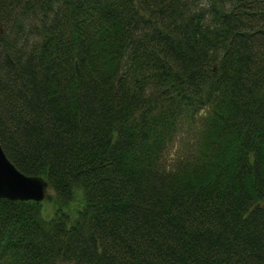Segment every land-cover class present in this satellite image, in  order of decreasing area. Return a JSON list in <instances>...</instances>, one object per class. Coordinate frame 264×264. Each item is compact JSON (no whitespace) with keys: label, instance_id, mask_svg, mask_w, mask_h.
<instances>
[{"label":"trees","instance_id":"trees-1","mask_svg":"<svg viewBox=\"0 0 264 264\" xmlns=\"http://www.w3.org/2000/svg\"><path fill=\"white\" fill-rule=\"evenodd\" d=\"M0 144V264H264V0H0Z\"/></svg>","mask_w":264,"mask_h":264},{"label":"water","instance_id":"water-1","mask_svg":"<svg viewBox=\"0 0 264 264\" xmlns=\"http://www.w3.org/2000/svg\"><path fill=\"white\" fill-rule=\"evenodd\" d=\"M78 72V64L75 63ZM48 180L40 174H27L8 158L0 144V197L36 201L48 194Z\"/></svg>","mask_w":264,"mask_h":264},{"label":"rangeland","instance_id":"rangeland-1","mask_svg":"<svg viewBox=\"0 0 264 264\" xmlns=\"http://www.w3.org/2000/svg\"><path fill=\"white\" fill-rule=\"evenodd\" d=\"M182 140H183V137L180 138L181 143L177 142L174 145L175 147H173L171 150L172 154L178 152L179 146H180V144H182ZM48 193L53 195V190L50 187L48 188ZM80 202H81V195H80V193H78L77 196L74 198V200L71 201L69 206H68V209H70L71 213L74 212V209L79 206ZM54 207H55V203H54L52 198L48 199L46 196L42 200V210H43V214H45L46 216H50L53 213Z\"/></svg>","mask_w":264,"mask_h":264}]
</instances>
